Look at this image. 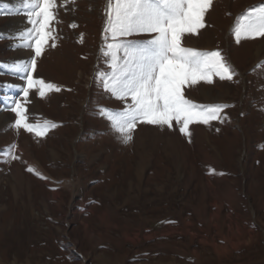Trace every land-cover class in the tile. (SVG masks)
<instances>
[{"label":"rangeland","instance_id":"374dc122","mask_svg":"<svg viewBox=\"0 0 264 264\" xmlns=\"http://www.w3.org/2000/svg\"><path fill=\"white\" fill-rule=\"evenodd\" d=\"M107 2L56 0L33 77L60 90L40 97L33 88L26 104L29 122L56 125L43 137L11 126L26 81L10 66L35 52L17 47L26 16L0 14V264H264V37L237 44L232 34L264 0H213L205 27L184 38L185 47L219 50L235 72L184 89L196 104L229 105L221 119L190 125V138L175 122L140 123L128 143L100 114L125 107L98 78L110 71L101 54ZM13 143L28 164L5 162Z\"/></svg>","mask_w":264,"mask_h":264},{"label":"snow or ice","instance_id":"6c2138e0","mask_svg":"<svg viewBox=\"0 0 264 264\" xmlns=\"http://www.w3.org/2000/svg\"><path fill=\"white\" fill-rule=\"evenodd\" d=\"M212 4L213 0H108L103 29L106 47L101 48V54L107 58L110 71L98 78L112 96L125 101V107L122 110L102 108L100 114L111 122L124 143L132 140V133L140 123L172 129L175 122L180 133L190 138V125H208L220 120L223 110L229 107L196 104L184 92L185 86L201 81L211 84L213 77L232 80L235 75L219 50L200 51L183 44L187 35H198L205 27V16ZM56 7V0H18L15 8L0 5V14H23L31 25L15 37L24 41L17 47L32 48L35 56L10 66L26 81L21 89L24 103L14 99L10 110L15 113L11 126L34 133L36 137H43L50 128L56 127L49 121L29 122L26 108L31 89L38 88L40 97L46 91L60 90L52 83L33 77L36 57L42 55L48 40L53 38L49 25L55 19ZM232 34L237 44L241 40L264 37V3L250 6L240 14ZM142 35L149 38L130 39ZM16 148L13 143L2 153L5 162L9 157L20 159L14 154ZM27 170L47 179L34 167Z\"/></svg>","mask_w":264,"mask_h":264},{"label":"bare ground","instance_id":"6f19581e","mask_svg":"<svg viewBox=\"0 0 264 264\" xmlns=\"http://www.w3.org/2000/svg\"><path fill=\"white\" fill-rule=\"evenodd\" d=\"M208 41V40H207ZM190 44V43H189ZM212 44L210 43V41H208L207 43H206V46H205V48L206 49H211L212 48V46H211ZM194 47V46H193ZM192 47V48H193ZM195 49V48H194ZM202 95H204V96H206V93H205V91H202V93H201ZM210 95V94H209ZM220 101V100H219ZM31 105V104H30ZM34 105V104H33ZM33 105H32V107H33ZM35 106V105H34ZM1 121H2V124L3 125H5L7 122V120L6 119H4L3 118V120L1 119ZM1 123V122H0ZM138 132V131H137ZM139 134V133H138ZM35 136V135H34ZM31 137V136H30ZM140 139V138H139ZM143 140H144V138H142ZM139 141H141V144H142V140L140 139V140H138L137 142H139ZM144 142V141H143ZM33 145V144H32ZM145 145V144H144ZM146 146V145H145ZM25 149V148H24ZM16 150L18 151V156L20 157V160L23 162V163H26V164H28V162L30 161H28V157H29V155H28V153H27V151L26 150H22L21 148H20V146H17V148H16ZM26 151V152H25ZM147 151V150H146ZM150 152V151H149ZM160 158V157H159ZM31 159V158H30ZM160 161V160H159ZM149 162V154L147 155V156H143V155H140V161H139V167H138V169H137V175L136 176H138V178H139V175H140V170H142V167L144 166V165H146L147 163ZM21 167V166H20ZM17 172V170L15 171V173ZM140 179V178H139ZM15 180V179H14ZM69 184L71 185V183L69 182ZM72 188V187H71ZM140 191V190H139ZM138 191V192H139ZM159 191V190H158ZM160 192V191H159Z\"/></svg>","mask_w":264,"mask_h":264}]
</instances>
